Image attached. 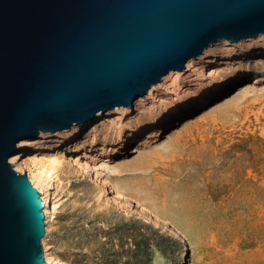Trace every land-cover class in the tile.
<instances>
[{
	"label": "rangeland",
	"instance_id": "rangeland-1",
	"mask_svg": "<svg viewBox=\"0 0 264 264\" xmlns=\"http://www.w3.org/2000/svg\"><path fill=\"white\" fill-rule=\"evenodd\" d=\"M209 55L192 59L197 72L181 75L176 92L159 86L150 99L136 98L132 117L159 127L169 113L175 117L183 111L190 102L185 100L201 99L200 86L212 67L204 64ZM254 63V58L232 60L222 67L218 76L224 80L235 71L252 75L213 114L195 116L180 131L111 163L91 165L89 175L71 154L60 156L49 188L50 202L55 203L46 237L49 252L68 264H179L183 249V264H264V80L253 79L264 76V60ZM171 105L168 114L161 111ZM111 110L100 112L97 123L65 150L84 145L79 152L84 163L88 133L95 125L98 142L111 139L117 115ZM31 157L36 155L25 158ZM96 171L106 179L105 189L96 185ZM111 188L129 204L146 207L178 237L142 215H132L131 208L116 202Z\"/></svg>",
	"mask_w": 264,
	"mask_h": 264
},
{
	"label": "water",
	"instance_id": "water-1",
	"mask_svg": "<svg viewBox=\"0 0 264 264\" xmlns=\"http://www.w3.org/2000/svg\"><path fill=\"white\" fill-rule=\"evenodd\" d=\"M263 34L264 0H0V264H47L17 142L132 107L206 48Z\"/></svg>",
	"mask_w": 264,
	"mask_h": 264
},
{
	"label": "bare ground",
	"instance_id": "bare-ground-1",
	"mask_svg": "<svg viewBox=\"0 0 264 264\" xmlns=\"http://www.w3.org/2000/svg\"><path fill=\"white\" fill-rule=\"evenodd\" d=\"M209 52H211V55H209L210 57L207 61H204V64L211 65L212 67L208 69V75L204 76L205 81L202 82V85L200 86L201 93L204 94L201 99L198 101H195L194 98L185 100L186 103L190 101V105H185L184 103L183 111L175 117H173L172 113H169L171 112L169 108H172V105L171 107L165 106L161 111H166L167 114L169 113L168 121L166 120L159 127L146 120L132 117L131 107L129 106L114 107L111 112L117 115L116 118L113 119L114 128L111 139H103L98 142L96 134L94 133V130L97 127L95 125V127H93L88 133V135H91V138H89L88 149H85L86 151L83 153L82 158H84V163L79 161V152L81 151L80 149H83L84 145H75L70 150H65V148L79 139L81 134L93 124L97 123L96 120L99 118L100 112H98L92 120L83 122L80 125L73 124L69 129L54 133L44 132L37 135L36 138H25L20 140L19 143L17 142L18 144L16 147L20 152L14 153L12 157L8 159V162L18 174H25L29 182L31 181L30 183L37 187L39 192H41L42 201L44 202L43 210L47 223V226L45 225L46 233L42 237L41 242L43 245L42 248L44 249L43 256L47 264H68L66 261L58 258V256L56 257L52 255L51 252H49V245L46 243L49 226H51L49 222L55 211V203L51 204L50 202L51 195L49 188L51 187V181L54 176H56V173L61 166L59 157H63V155L67 153L71 154L73 158H76L74 164L80 168L83 174L89 175L91 165L95 168V164H98V162H101L102 164L111 163L114 160L127 155V153L134 148L138 149V147L147 146L158 138L165 137L166 135L168 136L174 131H180V129L191 122L195 116L201 118L213 114L223 104L222 100L228 98L233 89L238 87L244 79L252 75L251 72L235 71L228 80H224L223 77L218 76L220 75L218 73L223 66L227 65L232 60H237L238 63H242L246 59L254 58L255 65L261 64L264 60V34L256 38L242 39L234 43H230L226 40L221 41L216 43V45L214 44L213 47L206 48L202 53L203 55L196 58V60L200 61L202 57ZM195 66V60L191 59L187 61L184 68L187 69L184 70L183 74H180L179 71L168 72L161 78L160 82L152 85L147 90L145 94L146 99H150L159 86H164L167 91L172 88L173 91L175 89L177 90L180 85L179 80L181 77L187 72L194 73L196 71ZM253 74L255 75L257 73L254 72ZM198 76L199 75H197V77ZM186 79H188V76L184 77L183 81ZM253 79H255L256 82H260L264 80V76L256 75ZM228 100H230V98H228L227 101ZM122 118L125 121H121ZM169 119L172 120L169 121ZM49 142H51L50 146L46 147V144ZM55 151L56 153H54ZM29 154H35L36 157H31L30 159L25 158ZM37 156L42 157L38 158ZM101 175L102 174L96 171L93 178L98 187L105 189L106 179ZM111 191L115 196L114 199L116 198V202L118 201L122 204H120V206L131 208L132 215H142L147 218L149 223L161 227L162 229L169 230L173 236L178 237L177 233L167 226V223L151 214L146 207L141 206L138 203L131 205L121 192L114 190L113 188H111ZM185 253L186 250L183 249L179 264H183V255Z\"/></svg>",
	"mask_w": 264,
	"mask_h": 264
}]
</instances>
